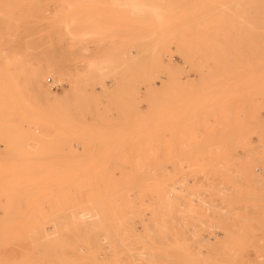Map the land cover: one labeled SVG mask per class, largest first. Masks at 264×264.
I'll use <instances>...</instances> for the list:
<instances>
[{"label":"rangeland","instance_id":"1","mask_svg":"<svg viewBox=\"0 0 264 264\" xmlns=\"http://www.w3.org/2000/svg\"><path fill=\"white\" fill-rule=\"evenodd\" d=\"M0 264H264V0H0Z\"/></svg>","mask_w":264,"mask_h":264}]
</instances>
